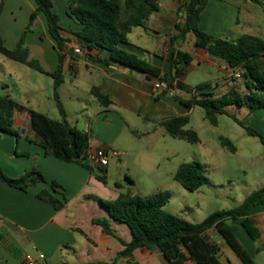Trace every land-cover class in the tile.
<instances>
[{"label":"crops","instance_id":"1","mask_svg":"<svg viewBox=\"0 0 264 264\" xmlns=\"http://www.w3.org/2000/svg\"><path fill=\"white\" fill-rule=\"evenodd\" d=\"M51 1L53 12L59 18L62 35L67 39L62 51L65 56V80L58 92L59 96L62 95L64 87H67L72 94L69 99L78 102L84 126L81 130L90 135V147L87 152L96 148L113 151L122 148L123 152L117 157L134 154L137 156L130 147L118 144L125 126L137 131L141 125L142 132L151 134L155 139V133L166 132L161 126L163 120L177 116L173 114L189 115L194 107L184 111V106L178 99L192 98L195 87L188 83V72L201 64H209L225 74L214 84L231 86L228 77L235 71L226 62L209 55L203 48L195 47L196 38L191 40L188 48L185 47L191 33L183 41L177 39L176 25L184 20L183 4L186 0H159L160 10L150 16L148 25L134 28L128 35V42L121 45L123 49L161 69L162 74L169 70L168 56L171 48L190 53L194 58L192 63L189 66L179 65L185 68V73L174 81L171 89L159 78H148L145 73L128 66L112 62L103 64L91 59L88 50L76 36L82 25L69 15L70 0ZM36 9L35 0H4L0 15V34L5 46L10 50L15 49L24 37L25 47L30 52L29 58L38 61L46 71L54 72L59 65V56L56 42L49 33L45 14L40 12L28 30L30 17ZM198 27L215 38L230 41L243 35L264 39V0H209L200 15ZM90 54L95 58L107 57L105 53L97 50L90 51ZM20 72H23L20 66L0 58V83H3L5 88V93L0 94L12 97L28 109L44 113L39 109L43 106V101L17 100L15 92L6 85L11 75L20 78ZM235 75L239 76L236 73ZM156 82L162 84L161 89L157 91L154 89ZM54 84L53 79V95ZM94 87H99L102 93L109 97V106L100 103L92 94ZM19 93L24 98L32 95L27 85L19 87ZM234 107L236 106H229L228 110L233 113L230 109ZM263 118L264 112L262 120ZM14 128L19 137L0 132V166L6 175L13 178L35 168L43 174L46 183L21 190L0 180V264H26L25 255L38 259L40 254L45 255L40 264H170L160 252L146 248L136 249L132 256L121 255L126 249L122 241L130 243L133 239L132 232L125 223L109 215L101 200H115L127 191L144 195L139 189L133 190L136 184L129 174L126 175V180L133 187L129 186L130 189L124 191V185L113 177L109 166L104 168L105 173L97 171L98 174H104V183L97 178L96 173L80 163L66 162L46 155L31 127L27 111L15 114ZM157 175L155 173L156 177ZM52 182L61 186L56 196L63 199L64 193L66 197L65 206L61 210H56L52 204L37 196L43 189L52 191ZM165 189L163 187L153 192ZM251 215L261 231L258 245L243 228L241 220H233L231 224L236 237L239 231L244 242L250 245L251 251L241 243L252 256L250 252L264 253V204L256 206ZM101 218L109 220L113 233L105 232L102 226L94 223L95 219ZM220 239L214 241L221 246L222 253L225 242L221 237ZM228 264L236 263L228 260Z\"/></svg>","mask_w":264,"mask_h":264},{"label":"trees","instance_id":"2","mask_svg":"<svg viewBox=\"0 0 264 264\" xmlns=\"http://www.w3.org/2000/svg\"><path fill=\"white\" fill-rule=\"evenodd\" d=\"M37 9L30 17L28 30L31 28L37 15L44 13L47 19L49 33L56 42L59 56V65L54 72L46 71L38 61L29 58V49L25 47V38L22 37L18 46L10 50L0 34V54L19 61L27 66L53 77L54 98L62 120L52 119L48 115L28 109L8 95L0 94V132H5L19 137L14 128V116L16 113L28 112L33 131L39 138V144L48 156H55L66 162L80 163L93 173L99 180L106 183L104 174H98L100 170L89 165L85 156L90 147L89 133L77 128L67 120V113L60 101L58 89L64 82L63 50L67 39L62 35V28L58 16L53 12L51 0H35ZM209 0H186L183 4L185 16L183 22L176 25L177 39L185 40L189 33L195 35V47L205 49L209 55L226 62L242 80L245 90L231 88L225 93L216 96L218 84L206 81L198 84L193 90L191 99H178L187 111L195 106L202 107L206 119L214 126L218 125L220 115H227L244 127L249 135L259 137L264 147V135L245 125L234 113L228 110L229 106L245 107L251 113L258 109H264V39L243 35L237 40L230 41L215 38L198 27L200 15ZM4 0L0 3V15L3 10ZM160 10L159 0H70L69 15L75 18L82 29L76 33L83 47L88 50V56L103 64L117 63L143 72L148 78H159L167 83L169 89L173 88L174 81L185 73V68L179 65L189 66L193 56L176 48H171L168 56L169 70L162 74L161 69L151 65L145 59L133 52L123 49L122 44L128 42V35L136 27H146L150 16ZM97 50L105 53V59L95 58L90 51ZM92 94L105 106H109V97L102 93L99 87L92 89ZM190 123L188 114L166 118L161 126L166 132L175 138L185 139L195 143L199 141L196 131L186 128ZM223 147L231 152H236L237 147L228 138H221ZM29 156V154H26ZM0 180L9 186L27 190L29 187L46 183L43 174L32 169L20 177H9L0 166ZM175 180L189 191H196L209 179L203 171L200 162L193 160L184 162L176 170ZM51 190L43 189L38 193V198L61 210L66 203L56 196L58 183H50ZM171 197L168 189L141 195L127 191L121 193L115 200H101V204L109 215L131 230L133 239L130 243H124L126 249L122 256H132L138 248H146L150 251L160 252L170 264H222L221 246L209 237V231L215 230L238 256L243 264H257L255 259L247 252L236 237L231 222L241 220L243 228L248 235L257 241L261 231L257 227L255 219L251 215L252 210L264 204V187L252 192L245 197L242 204L230 209L216 211L206 217L200 223H193L182 216L165 210V205ZM94 223L102 226L107 233H113L108 219H95Z\"/></svg>","mask_w":264,"mask_h":264},{"label":"rangeland","instance_id":"3","mask_svg":"<svg viewBox=\"0 0 264 264\" xmlns=\"http://www.w3.org/2000/svg\"><path fill=\"white\" fill-rule=\"evenodd\" d=\"M39 29H41V23ZM194 39L195 35L191 33L185 47L188 48L191 40ZM0 58L23 69V72L19 74L20 78L11 75L6 82V85L15 92V99L43 101V106L39 108L40 111L47 113L53 119L61 120L62 116L53 95V79L25 64L11 61L2 55ZM224 76L225 74L218 68L204 63L188 72V83L196 87L206 81L218 82ZM228 78L231 86L219 85L216 88V96L225 93L233 86L244 90L239 76L231 72ZM22 85L29 87L32 94L30 97L20 96L19 87ZM64 88L60 101L67 110L68 121L81 129L84 126L78 102L69 99L72 94L67 87ZM0 93H5L3 83H0ZM182 109L187 111L184 107ZM230 110L245 125L264 135V120H262L264 110H258L254 114H250L251 112L245 107H234ZM189 117L190 123L186 128L196 131L200 138L195 143L172 137L167 132L155 133L156 137L153 139L151 134L142 132L140 124L137 131L126 125L123 134L118 139V144L130 147L134 153H137V156L134 154V156L117 157L114 156L113 150H110L109 167L113 177L124 185V191L129 190V186L133 187L126 180L127 174L135 180L136 185L133 190L139 189L144 195L164 187L171 192V197L164 207L165 210L193 223H200L216 211L241 205L246 196L264 187V147L259 137L249 135L246 129L230 116L220 115L218 125L214 126L206 119L204 109L195 106L189 113ZM79 119L80 122H78ZM223 137L235 144L236 152L223 147L221 143ZM117 152L122 153V148ZM193 160L202 164L209 181L198 190L189 191L175 180V172L179 165ZM208 234L213 240L220 239L215 230L209 231ZM237 238L246 249L251 251L250 245L244 242L239 231H237ZM255 243L258 245V241ZM222 250L224 252L221 253V260L224 264H228V260L243 264L228 245L223 243ZM250 253L257 264H264V253Z\"/></svg>","mask_w":264,"mask_h":264},{"label":"built area","instance_id":"4","mask_svg":"<svg viewBox=\"0 0 264 264\" xmlns=\"http://www.w3.org/2000/svg\"><path fill=\"white\" fill-rule=\"evenodd\" d=\"M77 52H80V50H77ZM161 87V82H156L154 84V89L156 91L161 89ZM113 154L116 156L121 155V153L117 151H113ZM109 155L110 150H107L105 148L90 149L85 156V160L89 165L93 167L104 169L109 166ZM44 259L45 255L43 254H40L38 259L33 258L31 255H25L26 264H40V261Z\"/></svg>","mask_w":264,"mask_h":264}]
</instances>
